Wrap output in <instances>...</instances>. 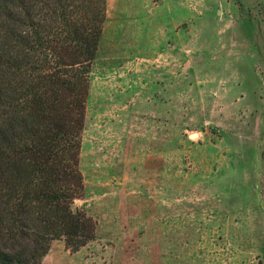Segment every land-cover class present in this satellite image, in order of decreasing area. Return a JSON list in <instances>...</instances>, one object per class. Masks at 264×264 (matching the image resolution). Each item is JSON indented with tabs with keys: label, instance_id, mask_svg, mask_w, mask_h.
<instances>
[{
	"label": "rangeland",
	"instance_id": "rangeland-1",
	"mask_svg": "<svg viewBox=\"0 0 264 264\" xmlns=\"http://www.w3.org/2000/svg\"><path fill=\"white\" fill-rule=\"evenodd\" d=\"M77 166L40 264H264V0H106Z\"/></svg>",
	"mask_w": 264,
	"mask_h": 264
},
{
	"label": "trees",
	"instance_id": "trees-1",
	"mask_svg": "<svg viewBox=\"0 0 264 264\" xmlns=\"http://www.w3.org/2000/svg\"><path fill=\"white\" fill-rule=\"evenodd\" d=\"M106 0H0V264L94 237L74 205L88 74Z\"/></svg>",
	"mask_w": 264,
	"mask_h": 264
}]
</instances>
